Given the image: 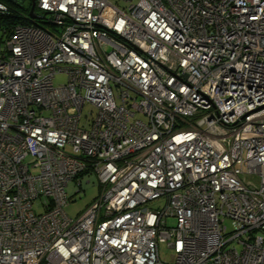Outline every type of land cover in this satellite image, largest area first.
Returning a JSON list of instances; mask_svg holds the SVG:
<instances>
[{
	"label": "built area",
	"instance_id": "obj_1",
	"mask_svg": "<svg viewBox=\"0 0 264 264\" xmlns=\"http://www.w3.org/2000/svg\"><path fill=\"white\" fill-rule=\"evenodd\" d=\"M11 1L0 264H264V0Z\"/></svg>",
	"mask_w": 264,
	"mask_h": 264
},
{
	"label": "rangeland",
	"instance_id": "obj_2",
	"mask_svg": "<svg viewBox=\"0 0 264 264\" xmlns=\"http://www.w3.org/2000/svg\"><path fill=\"white\" fill-rule=\"evenodd\" d=\"M27 3H24V8ZM15 8L20 10L19 4L14 5ZM3 25L0 23V43L3 42ZM2 44V43H1ZM66 76L64 74H57L54 78V83H64ZM246 180L256 181V178L253 176H246ZM78 180L80 182H78ZM78 180L71 181L66 186L65 190L69 199V203L66 206L65 210L71 217H76L79 215L89 203L97 196L98 194V183L96 176L92 174H86L80 177ZM77 191V192H76ZM163 201L152 202V204L161 205ZM167 225H172L174 223L173 218H168L166 221ZM225 225L228 231L233 230L238 227V223L229 219H225ZM171 251L164 246L163 242H159V257L162 260H169Z\"/></svg>",
	"mask_w": 264,
	"mask_h": 264
},
{
	"label": "trees",
	"instance_id": "obj_3",
	"mask_svg": "<svg viewBox=\"0 0 264 264\" xmlns=\"http://www.w3.org/2000/svg\"><path fill=\"white\" fill-rule=\"evenodd\" d=\"M1 1L5 2L9 7L8 12L0 13V23H1V25L4 26V27H2V29H3L2 33H3V38H4L7 35L8 31L14 25L27 23L26 15L28 14L32 4H31V2H28L25 8L23 6L24 4L19 5L20 10H18L14 6V5H16V3L12 2L11 0H1Z\"/></svg>",
	"mask_w": 264,
	"mask_h": 264
},
{
	"label": "water",
	"instance_id": "obj_4",
	"mask_svg": "<svg viewBox=\"0 0 264 264\" xmlns=\"http://www.w3.org/2000/svg\"><path fill=\"white\" fill-rule=\"evenodd\" d=\"M32 10H33V6L31 7V9H30V15L32 16L33 14H32Z\"/></svg>",
	"mask_w": 264,
	"mask_h": 264
}]
</instances>
